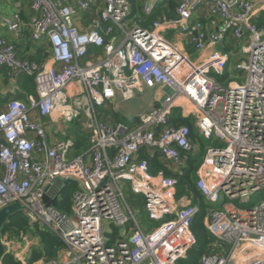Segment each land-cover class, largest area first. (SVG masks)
I'll list each match as a JSON object with an SVG mask.
<instances>
[{"label":"built area","instance_id":"obj_1","mask_svg":"<svg viewBox=\"0 0 264 264\" xmlns=\"http://www.w3.org/2000/svg\"><path fill=\"white\" fill-rule=\"evenodd\" d=\"M163 2L29 0L28 20L22 2L0 18V70L12 85L2 93L12 97L0 112V212L20 205L28 230L64 243L56 260L33 264L187 259L198 208L178 197L175 179L153 175L140 159L143 150L159 154L180 172L187 156L199 154L190 128L171 122L177 110L194 118L198 137L212 142L197 173V188L210 206L205 225L214 237L200 264H264V200L247 208L235 204L264 193V26L258 25L264 0H180L172 16L167 4L160 11ZM135 7L144 17H134ZM25 34L29 43L50 47L42 63L19 57ZM23 77L35 83L36 94L26 100L15 98ZM149 90L162 96L132 127L98 111ZM35 115L66 127L81 119L87 148L78 153L72 137L51 141ZM57 178L67 180L47 193L51 200L58 195L57 203L69 181L78 185L70 213L43 200ZM127 186L144 197L151 220L169 221L152 230L142 226ZM1 242L7 255L29 264L19 255L24 234L2 231Z\"/></svg>","mask_w":264,"mask_h":264},{"label":"trees","instance_id":"obj_2","mask_svg":"<svg viewBox=\"0 0 264 264\" xmlns=\"http://www.w3.org/2000/svg\"><path fill=\"white\" fill-rule=\"evenodd\" d=\"M180 0H168L167 9L170 13H174V10ZM170 16V15H169ZM259 26H264V18L258 22ZM46 48L42 47L37 55L32 58V61L42 63L44 57H47ZM225 50H229L225 47ZM45 53V56L43 54ZM20 92L15 98L26 100L28 96L35 95V83L30 77H23L19 81ZM8 99H0V111L3 109ZM174 125H187L192 132V140L199 143L200 151L197 156H187L185 166L180 172L171 171L168 166L161 161L159 154H149L143 150L140 154V159H144L148 162L150 172L153 175H157L162 172L166 177L173 178L177 182L179 188L178 197H189L192 200L193 205L198 208L193 223L192 230L195 237V244L192 250L189 252L186 260H180L179 264H200L201 258L209 253L211 244L214 242V237L211 235L205 225V219L210 210V206L205 200L204 196L197 188L196 172L198 170V164L200 158L203 159L205 154L206 143L202 138L198 137L195 127V121L193 117L184 118L181 116V111L177 110L172 117L171 121ZM86 134L80 131L79 136L76 139V149L78 153L84 151L87 148ZM78 185L74 181H69L62 191L61 200L57 203V208L66 213L71 212V198L73 193L77 190ZM29 222L21 214H14L3 228V233L10 232L14 235L25 234L29 229ZM114 236L117 235L118 229L113 228ZM37 234L41 241V249H35L32 252L29 264H33L39 261H50L58 258L59 252L64 248V243L55 235L49 232H42L37 230ZM2 264H21L15 261L10 255H6Z\"/></svg>","mask_w":264,"mask_h":264},{"label":"rangeland","instance_id":"obj_3","mask_svg":"<svg viewBox=\"0 0 264 264\" xmlns=\"http://www.w3.org/2000/svg\"><path fill=\"white\" fill-rule=\"evenodd\" d=\"M167 1L168 0H164L163 4L160 5V7H159L160 11L163 10V6L166 5ZM18 2H22L23 6H24L22 16L25 20H28V17H29L28 0H0V6H2V8L0 9V18L3 15H8V16L11 15V13L15 11V6ZM138 14H141L143 16L141 10L139 8L135 7L134 17H136ZM135 20L137 22L139 21L138 18H135ZM167 38L173 39V32H169L167 34ZM193 59L195 60V58H193ZM232 73L234 75L238 74L236 70L233 71ZM233 79H236V78H233ZM240 82H242V81H240ZM9 85H10L9 82H7V81H3L2 84L0 83V87L1 86L5 87L8 90H10L9 87H11V85L10 86ZM148 99H149V96L147 94L137 95V99L132 100L128 103H120V102L117 103L118 106H116V108L109 106L107 108H99L98 111L104 119H109V121H111L113 123H122V124H125L126 126L132 127L134 125L135 119L143 111H145L148 108ZM4 109H5V106L3 107V109L1 111H3ZM81 122H82V120L80 119L79 122L76 121V123H68L67 126L72 128V129H76V128L80 129ZM203 141H205L206 147L212 143V142L206 141L204 139H203ZM218 144H221V142L218 141V142L213 143V145H216V146ZM203 162H204L203 159L200 158V162L198 164V170L201 169ZM198 170L196 172V180L198 177L197 176ZM124 192H125V195L127 197V200L129 201V203L133 207L135 214H136V216H137V218H138V220L142 226L152 230V229L158 228L163 223H166L167 221H169V219H170L169 216L166 217L164 220H161V221L151 220L147 211H146V208H145L144 197L142 195L135 194L129 188V186H127L124 189ZM261 200H264V193L254 194L253 196H251L249 202L246 205L241 204V202L239 200L236 201L235 204L241 208H247V207H252V206L257 205ZM108 227H109V229L112 228L110 225H108ZM36 235H37V232L31 231V230H28L27 233L24 234V238H25V241H27V245L26 244L22 245L21 254H19L20 257L22 256V259H24L23 260L24 263H28L30 258H31L33 250L38 249L37 248L38 242H37Z\"/></svg>","mask_w":264,"mask_h":264},{"label":"crops","instance_id":"obj_4","mask_svg":"<svg viewBox=\"0 0 264 264\" xmlns=\"http://www.w3.org/2000/svg\"><path fill=\"white\" fill-rule=\"evenodd\" d=\"M28 3H29V0H28ZM1 8H2V6H0V9ZM167 14H169L170 16L173 15V13H170L168 10H167ZM42 47L46 48V50H45L46 54H49V51H50L49 48L50 47L47 44L46 45L44 44L42 46H36V45H34L32 43H29L28 35L25 34L22 37L21 41L18 42V44H17V51H18V55H19L20 58L32 60V58H34L37 55L38 51ZM219 49L224 50L223 48H219ZM204 53H206V52H204ZM43 56H45V53L43 54ZM3 81L9 82V84L11 85V83H10V81H9L7 75H6V72L4 70H0V83L2 84ZM0 88H1L0 89V99H8L9 100L12 97L11 95H9L7 98H4L2 96V93L8 92L9 90L7 88H5V87H2V86ZM9 88L11 90L12 89V85ZM18 94H19V92H18ZM144 94H147L149 96L148 108L145 111H143L140 115L148 112L152 108L154 102L162 96V94H161V92L159 90H149V91L145 92ZM135 99H137V96H135V98H133V99L127 101V102H123L120 99H118L114 103H110L108 105V107L112 106V107L116 108V106H118L117 103H119V102L120 103H128V102H130L132 100H135ZM6 104H5V106H6ZM35 118L37 120L41 121L42 123L46 124L47 129H48V135H49V138L51 139V141H56L58 139L67 138V137H72V138H74L76 140L77 137L79 136L80 131H82L79 128L78 129L77 128L76 129H72V128L68 127V126L66 127L62 123H54L49 118H42L39 115H35ZM106 120L109 121V119H106ZM114 124H121V123H114ZM85 136L87 138V143H88V134H86ZM77 152H78V149H77ZM184 166H185V164H184Z\"/></svg>","mask_w":264,"mask_h":264},{"label":"water","instance_id":"obj_5","mask_svg":"<svg viewBox=\"0 0 264 264\" xmlns=\"http://www.w3.org/2000/svg\"><path fill=\"white\" fill-rule=\"evenodd\" d=\"M67 182V180L65 178H57L55 181H53L47 188H46V193L43 197V200L45 202V204L50 207V206H56L57 205V198L58 195H56V197L54 199H50V197L48 196V191L49 189L52 187V185L58 183V184H65ZM61 193V190H59L58 194ZM20 210V205H12L10 207L5 208L4 210H2L0 212V264H2L4 258L6 257L7 253H6V249L3 246L2 242H1V234H2V230L5 226V224L7 223L8 219L11 218L14 214H16L17 212H19Z\"/></svg>","mask_w":264,"mask_h":264}]
</instances>
